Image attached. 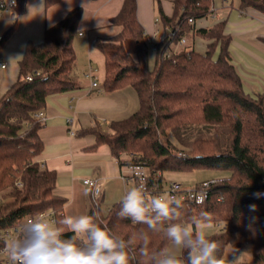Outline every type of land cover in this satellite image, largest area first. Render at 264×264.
Instances as JSON below:
<instances>
[{
    "label": "trees",
    "instance_id": "16d2710c",
    "mask_svg": "<svg viewBox=\"0 0 264 264\" xmlns=\"http://www.w3.org/2000/svg\"><path fill=\"white\" fill-rule=\"evenodd\" d=\"M60 1L46 0V4L50 7ZM240 1L242 9L254 7L264 13V0ZM27 2L12 1L13 13H24ZM213 2L174 0L172 15L158 6L159 19L170 30L158 43L151 67L150 37L138 19V2L123 0L110 19L119 30L95 38L93 44L104 57V89L130 85L138 93L140 107L130 116L112 121L110 131L95 125L81 133L95 135L92 148L108 144L121 165L144 166L149 183L157 190L166 185L167 170H228L229 177L210 187L202 205L185 200V218L207 211L213 222L225 223L221 231L207 236L220 243L222 253L233 245L251 253L249 264H262L264 197L258 199L254 194L264 193V91L257 97L245 92L232 62V36L225 32L224 20L195 31L210 40L206 52H167L194 29L191 18L195 21L213 12ZM7 6V0H0V11ZM83 12L81 5L70 8L46 28L42 42L27 43L19 78L0 99V230L45 210L54 212L55 221L65 216L67 200L55 192L57 172L35 160L44 150V142L39 134L42 125L34 113L46 106L49 95L81 86L74 72L77 56L73 40ZM16 23L17 18L1 36L0 46ZM218 46L220 52L215 58ZM35 70L40 74H34ZM28 74H33L32 79L26 78ZM188 149L186 154L179 152ZM120 201L107 213L99 201L88 214H99L103 225L131 241L130 249L135 251L140 233L147 228L119 218ZM252 204L257 206L255 212L249 211ZM250 218H255L252 230L248 229ZM64 234L71 235L67 231ZM149 236L150 250L168 245L163 233L149 232ZM2 245L0 239V248ZM140 264H147V260H140Z\"/></svg>",
    "mask_w": 264,
    "mask_h": 264
},
{
    "label": "crops",
    "instance_id": "0c3cea01",
    "mask_svg": "<svg viewBox=\"0 0 264 264\" xmlns=\"http://www.w3.org/2000/svg\"><path fill=\"white\" fill-rule=\"evenodd\" d=\"M111 1L105 0L98 5L96 14L98 15ZM137 2L138 19L149 37L159 43L166 30H170V26L165 28L160 21L158 6H161L166 14L172 15L174 0H160V2L137 0ZM37 3L38 0H28L26 11L19 15L13 13L8 18L3 17V14L0 15L2 16L0 37L17 18L15 29L0 46V99L19 78L20 61L24 56L27 43L42 42L46 28L67 13L59 17L57 12L51 11L55 10L54 6L57 3L48 7L46 0H43L41 9L35 8ZM240 3V0H214L213 12L206 17L191 21L194 29L182 37L185 41L179 40L174 43L167 52L183 50L179 49L178 45L189 42V39L192 40L189 49L206 52L210 40L195 31L211 27L224 20L225 32L232 36L230 43L232 62L242 78L245 92L256 97L264 91V13L254 7L242 9ZM115 14L108 16L109 24H111V17ZM103 26L104 23L97 22L90 27L87 25V28L97 38L101 36L100 31ZM81 33H85L83 37L88 36V32L84 30ZM92 48L89 41L87 49L89 64L84 70V75L90 81L82 82L79 79L80 87L49 95L46 106L42 109L48 118L39 129L44 150L35 157V160L42 166L57 172L55 192L67 200L64 208L65 216L88 214L95 206L92 195L84 194L86 190L92 192L91 187L84 183V178L101 180L103 185L99 198L101 206L103 204L111 206L121 200L123 194L134 186L125 181L124 175L128 172V168L121 165L110 146L103 143L92 148L91 146L96 143L95 135L81 133L84 129L95 125L110 131L112 121L126 118L140 107L138 93L130 85L106 91L103 87V76L97 86H92L90 72L91 69L97 70L93 65L94 48ZM219 52L218 46L214 53L215 58L218 57ZM74 72L78 77L77 72L75 70ZM68 117L73 118L72 123H68ZM71 129L74 130L73 133Z\"/></svg>",
    "mask_w": 264,
    "mask_h": 264
},
{
    "label": "clouds",
    "instance_id": "9594fccd",
    "mask_svg": "<svg viewBox=\"0 0 264 264\" xmlns=\"http://www.w3.org/2000/svg\"><path fill=\"white\" fill-rule=\"evenodd\" d=\"M35 8H43V0H38ZM178 191L173 188L167 196L156 194L140 182L123 194L118 217L147 228L140 233L135 251L130 249L131 241L103 225L97 213L68 215L55 222L44 214H36L20 225L14 238L5 242L0 255L6 256L9 264H140L143 259L147 264H241L244 252L236 249L225 259L220 243L202 230L212 222L210 213L201 210L185 218L188 205L175 194ZM84 194L95 199L100 192L86 190ZM254 196L259 199L264 193ZM204 198L188 197L196 205H202ZM256 210L255 204L249 205L250 212ZM254 219L250 218L249 230ZM65 231L71 235L66 237ZM149 232L163 233L168 245L150 250Z\"/></svg>",
    "mask_w": 264,
    "mask_h": 264
},
{
    "label": "rangeland",
    "instance_id": "374dc122",
    "mask_svg": "<svg viewBox=\"0 0 264 264\" xmlns=\"http://www.w3.org/2000/svg\"><path fill=\"white\" fill-rule=\"evenodd\" d=\"M8 6L4 10L0 11V14H3V17H9L13 14V10L11 8V2L13 0H7ZM105 0H61L58 2L54 7L55 10H51L52 12H57V15L59 14V17L63 16L67 10L77 6L81 5L84 8L83 15L81 17V20L79 22V31L75 34L73 44L77 56L75 71L78 74V79L82 82H88L90 81L89 78H87L84 75V70L88 67L89 59L87 55V49H88V42L90 41V45L92 44L93 54V65L97 68L96 74L98 77V81H101L104 76L105 71V65H104V58L101 54V51L96 48L93 44L96 37L93 36L91 31L87 28V25L90 27L91 24L95 25L97 22L104 23L103 29L100 31L101 36L107 37L119 30V27L117 25H111L108 22V16L110 14H115L121 4L122 0H112L110 4H107L99 14H96V7L100 5ZM51 12V13H52ZM97 15V16H96ZM96 16V17H95ZM58 17V18H59ZM2 18V16L0 17ZM84 30L88 32V36L83 37L81 35V31ZM88 38V39H87ZM184 42V41H183ZM192 40L189 39V42L185 44H179L178 48L182 49H189L191 46ZM155 63V51L150 49V66L153 67ZM257 97V96H256ZM188 151H179L183 152L184 154L188 153ZM230 175V172L228 170H222V169H216V168H194L190 170H167L164 173V178L166 184L171 183L173 181H180L188 186H194L198 183H201L204 180H211V179H226ZM99 202V201H98ZM110 206V205H109ZM109 206L103 204L101 206V209L104 213H107L109 210ZM224 222H211L210 224H207L202 229L206 236L213 235L216 232L221 231V229L224 227ZM238 249L243 253L241 264H249L252 261V255L248 251H244L242 249H239L236 246L228 245L225 250L223 251V256L225 259L230 257L232 253Z\"/></svg>",
    "mask_w": 264,
    "mask_h": 264
},
{
    "label": "built area",
    "instance_id": "2783aa9c",
    "mask_svg": "<svg viewBox=\"0 0 264 264\" xmlns=\"http://www.w3.org/2000/svg\"><path fill=\"white\" fill-rule=\"evenodd\" d=\"M1 15V14H0ZM190 21H193V19L191 18ZM81 35H85V33H81ZM1 39V37H0ZM181 41H185V39H181ZM158 47V42L154 41L152 38H150V49H152L153 51H156ZM3 66H5V64H3ZM34 74L39 75L40 71L39 70H35ZM33 74H28L26 75L27 79H32ZM90 77H91V81H92V86H97L99 81H98V77L96 74V69H91L90 72ZM34 118L42 125L45 124L47 122V116L45 115V113L43 112V110H38L34 113ZM68 123H72L73 122V118L72 117H68L67 118ZM71 132L73 133L74 130L71 129ZM124 179L127 183H131L133 185L138 184L140 182L145 183L146 187L148 188V190L150 192L156 193V194H163L165 196H167L173 188H178L179 191L177 193H175L179 198L190 201L188 199V197L190 195H204V201H206L208 195H209V191H210V187L217 183L222 181V179H211V180H204L201 183H198L194 186H188L180 181H173L171 183L166 184L162 189L157 190L156 187L152 186L149 183V174L146 170V168L140 164L138 165H132L128 167V172L124 175ZM84 183L87 184L88 186L91 187L92 192H95L97 189H99V196L98 198L93 199L94 203L97 204L99 201V198L101 196L102 190H103V185L100 179L98 178H84ZM21 184V183H20ZM93 198V197H92ZM192 202V201H190ZM193 203V202H192ZM37 214H44L46 216V218L50 221V222H55V215L54 212L52 210H45L42 212H39ZM34 215H29L25 218V220L22 222H26L29 219H31ZM21 223V224H22ZM21 224L12 226V227H8L4 230H0V239L2 241L5 242L10 241L12 238H14L17 235L18 229L20 227ZM4 245H2L1 248H3ZM0 262L4 263V264H9L8 259L6 256L0 255ZM262 264H264V260L262 262Z\"/></svg>",
    "mask_w": 264,
    "mask_h": 264
}]
</instances>
